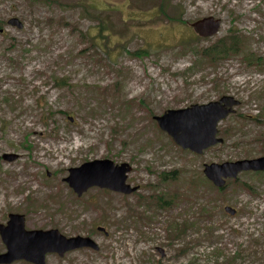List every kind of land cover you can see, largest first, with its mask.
<instances>
[{
  "label": "rangeland",
  "instance_id": "1",
  "mask_svg": "<svg viewBox=\"0 0 264 264\" xmlns=\"http://www.w3.org/2000/svg\"><path fill=\"white\" fill-rule=\"evenodd\" d=\"M165 1L0 0V152L19 154L0 160V222L18 211L28 229L100 245L49 253L47 264H264V171L224 189L203 171L264 155V0ZM209 15L222 19L213 36L185 24ZM232 33L237 53L201 54ZM223 95L240 104L219 123L225 142L203 153L155 118ZM104 158L128 162L127 182L140 188L79 196L69 169Z\"/></svg>",
  "mask_w": 264,
  "mask_h": 264
},
{
  "label": "water",
  "instance_id": "2",
  "mask_svg": "<svg viewBox=\"0 0 264 264\" xmlns=\"http://www.w3.org/2000/svg\"><path fill=\"white\" fill-rule=\"evenodd\" d=\"M10 24L23 27L18 17H12ZM202 36H213L220 31L222 20L207 16L192 23ZM240 101L232 95H223L217 100L206 103H194L184 108H171L155 118L162 130L184 149L203 153L206 149L224 142L219 135V123L235 112ZM72 119V117H71ZM17 153L4 152L0 157L7 160L17 158ZM132 166L128 162L115 163L112 159H95L79 166L71 167L65 180L82 196L92 187L108 188L122 193H132L139 185L127 182ZM205 175L218 187H223L227 179L236 178L242 171H264V155L254 158H242L235 161L206 163ZM226 211L235 214L237 209L231 205ZM100 230H106L100 226ZM108 233V232H107ZM0 235L7 251L0 252V264H11L25 259L35 264H47L48 253L65 255L68 251L83 247L99 249V243L90 235L67 236L60 229H27L26 216L23 213H9L7 223L0 222Z\"/></svg>",
  "mask_w": 264,
  "mask_h": 264
},
{
  "label": "trees",
  "instance_id": "3",
  "mask_svg": "<svg viewBox=\"0 0 264 264\" xmlns=\"http://www.w3.org/2000/svg\"><path fill=\"white\" fill-rule=\"evenodd\" d=\"M164 10L165 9H163L162 11H164ZM102 30H103V27H102ZM238 50H239V38H238V36H236V34L232 33L228 37H226L225 39L214 42V43L206 46L205 48H203L201 50V54L205 55L206 57H209V58H211V60L215 61V60L220 59V58L228 57L231 54H235L238 52ZM145 52H147V51H145V49H142L140 51H137L136 54L141 55L142 53H145ZM62 80H63V82H65L64 79H62ZM168 175L169 174H164V177H166ZM218 189H224V188H218ZM162 199H163V197L158 198V202ZM159 204L160 205H162V204L167 205L169 203L167 201L163 200Z\"/></svg>",
  "mask_w": 264,
  "mask_h": 264
},
{
  "label": "flooded vegetation",
  "instance_id": "4",
  "mask_svg": "<svg viewBox=\"0 0 264 264\" xmlns=\"http://www.w3.org/2000/svg\"><path fill=\"white\" fill-rule=\"evenodd\" d=\"M166 3H168V0H166L165 1ZM163 4V3H162ZM162 4H160L159 5V10L161 11L162 10ZM166 5H163V7H165ZM209 16H214V15H209ZM206 17V16H205ZM214 17H216V16H214ZM216 18H219V17H216ZM201 19V18H200ZM198 20V19H197ZM196 21V20H195ZM194 22V21H193ZM193 22H187L186 21V25H188L189 27H190V29H192V32H193V34L194 33H198V31L196 30V28L195 27H193V25H192V23ZM186 25H181V26H183L182 28H184ZM199 34V33H198ZM200 35V34H199ZM197 37H204V36H202V35H200V36H197ZM1 154H3L4 152H0ZM15 153V152H14ZM17 158L19 157V154L17 153ZM4 158L3 157H0V160H3ZM16 159V158H15ZM48 175H50L51 176V173H49ZM14 212H16V213H22V212H18V211H14ZM9 213H11V212H9ZM9 213H8V215H9ZM23 214H25V213H23ZM25 216H26V221H27V215L25 214ZM9 221V216H7V218H6V220L5 221H1V222H3V223H7ZM26 228H27V226H26ZM51 228H57V229H59L58 227H56V226H50V227H48V228H41V229H44V230H46V229H51ZM100 230V229H99ZM5 251H7V247H6V249L4 250V251H1V252H5ZM52 253V252H51ZM54 253H57V252H54ZM49 254V253H48ZM47 254V255H48ZM59 254V253H58Z\"/></svg>",
  "mask_w": 264,
  "mask_h": 264
}]
</instances>
